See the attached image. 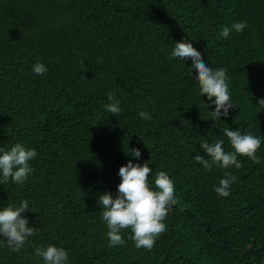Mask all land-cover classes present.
Returning a JSON list of instances; mask_svg holds the SVG:
<instances>
[{"label":"trees","instance_id":"trees-1","mask_svg":"<svg viewBox=\"0 0 264 264\" xmlns=\"http://www.w3.org/2000/svg\"><path fill=\"white\" fill-rule=\"evenodd\" d=\"M246 22L219 36L223 26ZM190 41L213 70L226 69L227 117L201 95L191 59L171 57ZM102 59V62L99 60ZM43 63L48 71L32 69ZM119 101L117 115L106 110ZM214 99V98H213ZM264 0H0V148L35 149L22 185L0 184V210L19 207L38 230L12 251L0 237V264H44L37 247H62L68 264H264ZM144 111L150 120L140 117ZM261 139L260 163L206 170L200 143L224 129ZM139 149V159L131 156ZM149 161V184L165 172L178 203L148 251L131 230L109 247L99 196L117 194L121 166ZM236 177L227 197L214 188Z\"/></svg>","mask_w":264,"mask_h":264},{"label":"clouds","instance_id":"clouds-1","mask_svg":"<svg viewBox=\"0 0 264 264\" xmlns=\"http://www.w3.org/2000/svg\"><path fill=\"white\" fill-rule=\"evenodd\" d=\"M246 27V22H236L230 27L223 26L219 36L227 39L233 31L241 32ZM171 57L179 60H192L190 68L197 73L195 79L199 84L201 95H206L215 105V110L210 114L214 119H220L221 116L227 117L229 110L235 107L229 94L227 70L224 68L213 70L209 67L190 41L175 42ZM99 62H102V59ZM32 71L43 76L48 69L43 63L37 62ZM108 99L114 101L113 94L110 93ZM258 105V112L264 110V99H259ZM105 108L114 115L121 112L119 101L109 103L105 105ZM139 115L143 119H151V116L144 111H141ZM224 135L228 137L234 152H225L223 140H217L211 144L203 141L200 147L208 157H211V160L196 155L194 159L197 163L210 171L213 165L224 169L230 166L241 168L242 162L238 161V155L246 156L257 164L261 162L256 155L262 142L259 137L242 134L238 129L232 130L231 128H225ZM36 156L35 149L26 148L21 143L15 144L10 150L0 148V184H6L10 179L18 185L24 184L33 171L29 162ZM131 156L139 159L141 151L131 149ZM151 172L149 161L141 165L133 164L130 159L119 169L118 175L121 177V182L118 185L116 196L113 197L111 192H105L99 196L98 205L103 208L102 220L108 229L109 247L124 245L125 240L121 232L130 229L129 239L134 241L135 247L150 251L155 240L166 231L164 221L171 207L178 203L175 186L169 176L161 171L156 174L155 190H153L149 184ZM235 180V176L226 174L214 191L219 196H229L230 186ZM26 210L29 211L27 200L22 201L19 207L8 205L0 210V237L15 252L20 251L27 243L26 238L33 236L38 230L37 227L28 226L29 220L22 215ZM34 254L36 257H42L44 264H68V252L62 247L53 245L46 248L37 247Z\"/></svg>","mask_w":264,"mask_h":264}]
</instances>
